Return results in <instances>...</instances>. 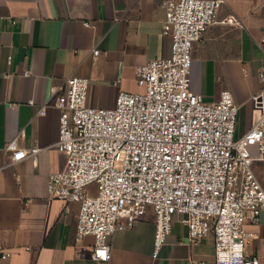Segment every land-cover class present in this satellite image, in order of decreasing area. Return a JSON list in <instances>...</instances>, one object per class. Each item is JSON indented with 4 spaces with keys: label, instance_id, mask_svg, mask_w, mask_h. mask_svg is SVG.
<instances>
[{
    "label": "crops",
    "instance_id": "1",
    "mask_svg": "<svg viewBox=\"0 0 264 264\" xmlns=\"http://www.w3.org/2000/svg\"><path fill=\"white\" fill-rule=\"evenodd\" d=\"M162 1L0 0V264H92L93 237L75 239L78 203L47 192L48 175L65 163L54 146L59 109L51 88L71 76L85 77L86 103L98 108L113 107L120 91H138L135 69L170 55V39L161 33ZM227 12L238 24L215 23L193 44L190 90L206 101L228 90L238 106V137L257 116L250 97L264 94L258 76L264 75V0H224L222 15ZM13 139L39 151L11 163L4 148ZM250 152L255 156L256 148ZM252 169L264 190V161L254 160ZM245 227L254 235L246 257L264 264V210ZM153 233L148 207L132 227L112 234L110 260L96 264H216L212 234L188 242L180 215L155 258ZM4 252L10 256L2 259Z\"/></svg>",
    "mask_w": 264,
    "mask_h": 264
},
{
    "label": "built area",
    "instance_id": "2",
    "mask_svg": "<svg viewBox=\"0 0 264 264\" xmlns=\"http://www.w3.org/2000/svg\"><path fill=\"white\" fill-rule=\"evenodd\" d=\"M162 6L161 33L170 39V55L135 69L138 91H120L113 107L98 108L86 103L85 77L71 76L51 88L59 109L54 146L65 163L48 175V195L78 203L75 239L93 237L92 264L110 260L112 234L132 227L148 207L154 258L180 215L188 242L212 234L216 264H258L245 255L254 236L245 221L257 222L264 210V190L252 169L254 160L264 161V94L250 97L257 116L235 137L238 106L231 93L223 90L217 100L206 101L190 90L194 42L211 25L238 20L222 15L224 0H163ZM258 76L264 81L262 72ZM45 110L43 105L38 113ZM4 149L11 163L39 151L15 139ZM9 256L4 252L1 258Z\"/></svg>",
    "mask_w": 264,
    "mask_h": 264
}]
</instances>
